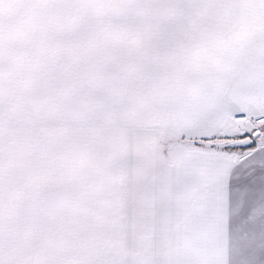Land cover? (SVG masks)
Here are the masks:
<instances>
[{
    "label": "snow or ice",
    "instance_id": "obj_1",
    "mask_svg": "<svg viewBox=\"0 0 264 264\" xmlns=\"http://www.w3.org/2000/svg\"><path fill=\"white\" fill-rule=\"evenodd\" d=\"M0 264H264V0H0Z\"/></svg>",
    "mask_w": 264,
    "mask_h": 264
}]
</instances>
